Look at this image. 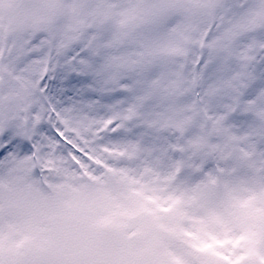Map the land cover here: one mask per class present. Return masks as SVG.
Instances as JSON below:
<instances>
[{
  "label": "snow or ice",
  "instance_id": "1",
  "mask_svg": "<svg viewBox=\"0 0 264 264\" xmlns=\"http://www.w3.org/2000/svg\"><path fill=\"white\" fill-rule=\"evenodd\" d=\"M18 14L39 18L19 38L17 65L35 64L37 103L21 128L0 132V162L26 160V171L39 160L26 176L38 182L50 149L87 155L64 131L78 114L101 147L115 144L171 184L139 193L148 200L135 214L181 241L150 264H264V223L243 221H264V183L245 185L264 181V0H22ZM22 196L19 184L0 190V216ZM166 216L175 220L162 226ZM0 264L40 262L0 245Z\"/></svg>",
  "mask_w": 264,
  "mask_h": 264
},
{
  "label": "rangeland",
  "instance_id": "2",
  "mask_svg": "<svg viewBox=\"0 0 264 264\" xmlns=\"http://www.w3.org/2000/svg\"><path fill=\"white\" fill-rule=\"evenodd\" d=\"M21 2L0 0V132L13 122L21 128L31 115L29 103H37L32 95L35 64L17 65L23 59L19 38L32 31L39 18H21L18 14ZM23 2L61 3L64 0ZM70 2L82 5L86 0ZM82 13L81 7H74L73 20ZM90 124L82 121L75 124L72 120L71 126L65 124L64 131L88 152L87 155L81 152L79 157L63 156L58 174H55L58 165L55 163L38 182L26 181L39 160L29 164L26 171L15 169L11 162V165L0 162V169L4 167L0 171V190L9 184H19L23 191L20 206L7 216H0V245L6 251L13 249L22 259L40 264H150L164 245L178 250L179 239L169 236L164 227L154 229L147 217L135 214L148 200L147 196L141 200L142 190L167 194L173 190L170 182H164L135 155L116 150L115 144L101 147L99 134ZM74 126L76 132L71 133L69 129ZM109 153L115 154L119 166H111ZM42 159L46 164L48 159ZM45 164L43 167L47 168ZM117 167L121 173L114 169ZM69 169L77 171L76 177L80 179L67 175ZM262 183L256 177L245 181L249 190H259ZM259 207L264 204L257 211ZM191 215L196 213L193 211ZM174 220L173 216L162 217L161 225L167 226ZM243 221L253 226L264 223L254 214L244 216ZM182 227L185 232L191 231L193 223L185 219Z\"/></svg>",
  "mask_w": 264,
  "mask_h": 264
},
{
  "label": "bare ground",
  "instance_id": "3",
  "mask_svg": "<svg viewBox=\"0 0 264 264\" xmlns=\"http://www.w3.org/2000/svg\"><path fill=\"white\" fill-rule=\"evenodd\" d=\"M29 99V98H28ZM34 101H35V99H34ZM29 106H30V111H31V109L33 108V107H35L36 106V103L35 102H33V101H31L30 103H29ZM41 111H42V109H41ZM72 121H73V123H75V124H77V123H79V121H82V122H89V123H91V124H93L94 123V121L93 120H90V119H87V118H84V117H82V116H80V115H78V114H73L72 115ZM90 124V125H91ZM85 128H87V126H85L83 129H85ZM76 129L77 128H75V126L73 127V128H71V129H69V130H71V133H73V132H76ZM54 150V149H53ZM54 151H51V149H50V151H49V153L48 154H46L44 157H45V159H48V161H51V162H46V166H47V172H49V169H52V167L54 166V164L56 163V164H58V165H56L55 167L57 168V172L55 173V174H58L59 173V171H60V169H58V168H60V162L62 161L63 162V160H62V157L63 156H61L59 153H55L54 155L52 154ZM107 153H108V151H107ZM109 157H110V164H111V166H119L120 164H119V161H117V157L115 156V154H113V153H109ZM80 159H82L83 161H85V158L84 157H80ZM87 161H88V159H87ZM11 162V164H13V166L15 167V169H24V164H25V160L24 161H16L15 160V158H12V159H10V160H8V161H6V163L7 164H9ZM11 164H9V165H11ZM87 164H89V162L87 163ZM97 167V166H96ZM121 167V166H120ZM2 168H4L3 166L1 167V169ZM98 168V167H97ZM99 169V168H98ZM115 170H117L119 173H121L120 171H119V169H118V167L117 168H114ZM67 175H70V176H73V177H75V178H78V179H80V177H76V176H78L77 175V171H74V170H70L69 169V173L67 174ZM118 175V174H117ZM56 176V175H55ZM58 177V176H57ZM59 178V177H58Z\"/></svg>",
  "mask_w": 264,
  "mask_h": 264
}]
</instances>
